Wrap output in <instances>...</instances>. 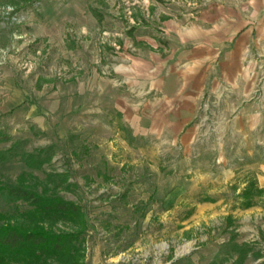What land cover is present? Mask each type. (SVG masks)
I'll return each mask as SVG.
<instances>
[{
  "label": "rangeland",
  "instance_id": "rangeland-1",
  "mask_svg": "<svg viewBox=\"0 0 264 264\" xmlns=\"http://www.w3.org/2000/svg\"><path fill=\"white\" fill-rule=\"evenodd\" d=\"M210 1L0 0V228L76 239L0 264H264V127L218 134L203 99L186 140L144 110L146 71L165 74L171 36Z\"/></svg>",
  "mask_w": 264,
  "mask_h": 264
},
{
  "label": "crops",
  "instance_id": "crops-1",
  "mask_svg": "<svg viewBox=\"0 0 264 264\" xmlns=\"http://www.w3.org/2000/svg\"><path fill=\"white\" fill-rule=\"evenodd\" d=\"M174 34L165 74L146 71V79L152 77L149 86L159 95L144 110L159 104L152 118L183 120L167 124L183 134L188 120L196 117V104L212 99L218 106L216 133L263 128L264 0H211ZM187 130L186 140L191 134Z\"/></svg>",
  "mask_w": 264,
  "mask_h": 264
},
{
  "label": "trees",
  "instance_id": "trees-1",
  "mask_svg": "<svg viewBox=\"0 0 264 264\" xmlns=\"http://www.w3.org/2000/svg\"><path fill=\"white\" fill-rule=\"evenodd\" d=\"M10 195L30 201L45 213L76 215L78 207L74 202L61 198H51L23 187L7 188ZM75 234H52L48 232H28L17 227L0 228V253L6 255L32 256L34 258L65 256L76 245ZM72 260L78 257L70 256Z\"/></svg>",
  "mask_w": 264,
  "mask_h": 264
}]
</instances>
